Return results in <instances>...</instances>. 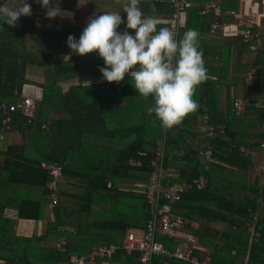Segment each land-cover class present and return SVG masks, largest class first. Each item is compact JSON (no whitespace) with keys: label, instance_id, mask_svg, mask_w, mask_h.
<instances>
[{"label":"trees","instance_id":"trees-1","mask_svg":"<svg viewBox=\"0 0 264 264\" xmlns=\"http://www.w3.org/2000/svg\"><path fill=\"white\" fill-rule=\"evenodd\" d=\"M188 1L178 39L188 29L199 31L209 78L197 89L198 110L172 129L147 113L154 101L137 92L130 75L119 84L101 83L99 68L105 63L99 54L79 56L67 46L69 35L78 41L89 18L105 12L122 15L125 22L118 31L123 33L124 0L116 5L87 0L85 10L80 0H53L62 10V17L53 20L45 18L46 10L36 0H27L32 15L22 16L17 27L0 20V101L17 104L30 96L36 103L32 121L17 110L10 129L0 110V259L6 264H69L73 255L88 254L95 245L119 244L128 230L145 229L151 208L142 185L154 170L159 145L164 172L172 181L192 184L173 207L188 222L182 229L197 238L192 255L209 257L210 264H264V177L255 163L256 157H264V28L255 22L254 31L262 36L257 49L248 50L237 25L245 0ZM211 1L221 11L204 14ZM23 2L7 1L9 7ZM140 7L158 29L169 28L174 15L169 0H140ZM215 17L229 23V30L211 32ZM252 71L257 87L252 103L237 115L233 101L247 95ZM27 87L35 94L27 93ZM206 127H213L214 137ZM209 149L212 158L207 161L201 153ZM41 162L63 168L54 221L48 208L49 177ZM17 218L46 222L45 229L16 233ZM255 220L259 237L253 241ZM81 222L92 223L89 234L79 232ZM62 237L68 241L65 253L56 248ZM158 239L171 251L181 242ZM137 257L119 255L117 260L138 264ZM165 260L188 264L165 256L154 257L153 264Z\"/></svg>","mask_w":264,"mask_h":264},{"label":"clouds","instance_id":"clouds-1","mask_svg":"<svg viewBox=\"0 0 264 264\" xmlns=\"http://www.w3.org/2000/svg\"><path fill=\"white\" fill-rule=\"evenodd\" d=\"M36 2L46 10V19L61 16L62 10L53 0ZM152 10L155 11L154 6ZM123 11L127 18L123 33L118 31L125 22L122 15L105 12L89 18L78 41L69 35L67 46L79 56L99 54L105 63L99 68L101 83L106 80L119 84L130 75L137 92L145 100L151 97L154 101L147 113L154 114L163 128L178 127L198 110L197 89L209 78L200 46L201 34L188 29L177 39L170 28L158 29L156 20L141 9L140 0H124ZM31 15L27 0L19 7H9L7 0L0 6V20L13 28L22 16Z\"/></svg>","mask_w":264,"mask_h":264},{"label":"built area","instance_id":"built-area-1","mask_svg":"<svg viewBox=\"0 0 264 264\" xmlns=\"http://www.w3.org/2000/svg\"><path fill=\"white\" fill-rule=\"evenodd\" d=\"M174 7V15L169 20V28L176 34L177 39L181 28L185 25L186 11L190 7L188 0H169ZM211 9L220 12V5L211 1L207 4L204 14L210 13ZM256 17L253 14L242 13L238 16L237 25L240 28L239 34L245 38L248 43V50L255 51L257 45L255 42L260 39L262 33L254 31ZM230 28L229 23L221 22L215 17L210 25L211 32L228 31ZM255 72L252 71L248 77V93L245 97L237 96L232 104V110L241 115L244 108L252 103V96L256 90V85L253 82ZM35 99L33 97H25L17 104L9 103L7 101H0V110L5 113L3 125L10 129V123L13 121V113L21 110L23 115L31 122L35 114ZM49 124H44L43 128H48ZM207 135L214 137L215 131L213 127H206ZM264 129V125H263ZM244 152V149L241 148ZM162 145H159L157 158L152 161L154 170L151 172L146 184L142 187L145 188V195L147 203L151 208V218L149 219L145 229L137 234L129 231L124 237L123 241L119 244H103L95 245L88 254L73 255L69 259V264H127L118 261L119 255L133 256L138 254V264H153L154 257L165 256L167 258H175L185 261L188 264H210V258L204 259L192 255L193 244L192 240H184L180 234V227L185 221L176 215L173 211L174 205L181 200L183 193L192 188V184L183 181L175 182L171 179V174L164 172L161 167L162 159ZM207 161L212 158V150L209 149L201 153ZM140 165V163H138ZM41 168L48 174V189L50 191V200L48 208L51 211V220H55L53 209L59 203V179L63 176V168L57 163L41 162ZM171 172V171H170ZM252 240L256 241L259 237V232L251 227ZM158 237L180 240L179 246L171 251L169 250ZM66 237H62L56 248L59 252H67L66 246L68 241ZM0 264H6L5 260L0 259ZM163 264H170L169 260H165Z\"/></svg>","mask_w":264,"mask_h":264},{"label":"crops","instance_id":"crops-1","mask_svg":"<svg viewBox=\"0 0 264 264\" xmlns=\"http://www.w3.org/2000/svg\"><path fill=\"white\" fill-rule=\"evenodd\" d=\"M108 1H113L112 3H114L116 5L115 2L122 1V0H108ZM80 2H81V5H83V7H84V8H82V10H85L86 7H87V0H80ZM256 2H257L256 0H245L243 2L242 11L245 14H253V15H255L256 21H258L260 27L263 29L264 28V4L263 5L260 4V6H257ZM256 7L258 8V10H257ZM257 11H258V13H257ZM237 96H241V94H239ZM261 103H262V101H260L258 103V105H260ZM242 148L245 151V148L244 147H242ZM0 159H1L0 160V165H2L3 162H4V157L0 156ZM255 163H256V172L260 176L264 177V170L262 171V169L260 168V166H262V163L264 164V157H262V158L256 157L255 158ZM8 215H10V216H12L14 218L16 217V213L13 212V211H8ZM15 220H16V223L19 225V227L21 229H24V230H22L23 232H25V233H23L24 235H32V234H35V233H41L45 229V223L46 222H43V221L39 222V223H36V222L30 221V220H27V219L17 218ZM185 223H188V222L185 221ZM185 223L180 227L181 236L186 241L192 240L194 243L191 244V246H193L194 248H198L196 246L197 238L194 237L193 235L189 234L188 232H185L184 229H182L183 226L185 225ZM255 224H256V220L251 224V227H255ZM193 225L196 226V223H194ZM78 230L82 234H89L91 232V230H92V223L91 222H81L80 225H79V229ZM141 230H143V229L133 228V229L128 230L127 233L129 231H133L137 235V234H140ZM20 234H22V233H20ZM101 245H103V244H101Z\"/></svg>","mask_w":264,"mask_h":264},{"label":"rangeland","instance_id":"rangeland-1","mask_svg":"<svg viewBox=\"0 0 264 264\" xmlns=\"http://www.w3.org/2000/svg\"><path fill=\"white\" fill-rule=\"evenodd\" d=\"M38 24H39V22H38ZM26 92L27 93H29V94H35V89H32L31 87H27L26 88ZM1 160V159H0ZM260 168L262 169V171L264 170V164L262 163V166H260ZM22 230H24V229H21L20 227H19V225L16 223L15 224V232L16 233H25V232H23Z\"/></svg>","mask_w":264,"mask_h":264},{"label":"water","instance_id":"water-1","mask_svg":"<svg viewBox=\"0 0 264 264\" xmlns=\"http://www.w3.org/2000/svg\"><path fill=\"white\" fill-rule=\"evenodd\" d=\"M4 3H6V0H0V6H2Z\"/></svg>","mask_w":264,"mask_h":264}]
</instances>
